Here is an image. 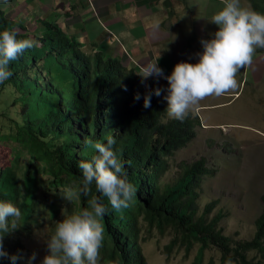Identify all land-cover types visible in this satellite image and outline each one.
I'll return each instance as SVG.
<instances>
[{
    "label": "trees",
    "instance_id": "1",
    "mask_svg": "<svg viewBox=\"0 0 264 264\" xmlns=\"http://www.w3.org/2000/svg\"><path fill=\"white\" fill-rule=\"evenodd\" d=\"M248 1L251 10L264 14V0ZM44 25L43 36L34 39L40 46L25 49L10 61L12 75L0 84V142H9L12 154L10 164L0 167V197L20 209L16 226L21 233L36 226L43 212L51 219L57 217L67 191H79L83 186L78 164L91 162L98 155L95 143L107 145L114 138L111 147L135 189L129 206L114 210L107 197L96 190L95 181L87 195L79 191L78 198L72 199L75 212L87 208L93 196L107 209L99 218L104 239L98 264H147L139 243L142 227L172 235L166 256L174 249H183L187 255L198 245L191 264H203L204 251L211 248L220 252L222 264L229 260L232 264H264V209L255 220L254 236L237 241L218 227L222 213L208 219L216 200L198 212L201 184L214 175L204 158L179 164L178 177L163 184L171 167L168 160L195 140L200 126V119L189 113L183 120L167 118L168 81L159 80L160 96L154 89L145 92L136 69L123 66L119 58L90 56L81 43L55 24ZM16 28L26 32L0 11V32ZM16 39L28 38L16 33ZM257 52L264 56V49ZM62 73L70 76L69 85L59 84ZM8 85L18 94L10 106L4 97ZM137 93L139 100L134 99ZM146 94L151 96L149 108L144 107ZM14 104L20 106V121L9 116ZM6 121L8 132L4 133ZM21 156L26 157L19 164ZM261 201L264 206V196ZM7 219L10 222L12 218ZM12 244H3L4 251L9 257L19 256L22 245L18 243L9 251ZM251 253L253 258H249ZM0 264L12 262L0 257Z\"/></svg>",
    "mask_w": 264,
    "mask_h": 264
},
{
    "label": "rangeland",
    "instance_id": "2",
    "mask_svg": "<svg viewBox=\"0 0 264 264\" xmlns=\"http://www.w3.org/2000/svg\"><path fill=\"white\" fill-rule=\"evenodd\" d=\"M172 2L170 1L169 7L164 4L163 6L168 12L173 11L175 14L168 13V17L162 20L164 23L159 28L160 31L168 33L167 39L172 33L167 43L169 46L167 53L171 60L197 63L199 60L197 54L203 52L201 40L214 38L215 32L218 31V26L211 21L212 16L224 5L219 0H176V2L172 0ZM241 5L249 7L247 0H241ZM91 8L93 9L92 5ZM4 10L6 14L9 13L8 6ZM24 28L26 33L18 28L15 32L28 34L27 38L33 40L43 36V31L39 30L32 35L34 29L31 30L28 26ZM112 38L104 43L96 41V48L86 52L91 53L90 56L98 54L108 58L107 56L117 48ZM35 45L38 47L40 43L36 40ZM161 47L164 48V42ZM163 57L167 59L165 54L159 57L154 52L153 62L157 61L158 67L163 69L166 77L169 69L167 62L166 64L165 61L161 62ZM121 59V63L126 67L134 58L124 53ZM130 68L140 69L134 64ZM56 73L53 72L54 75ZM69 79L70 76L67 77L62 73L58 78L59 84L69 85ZM236 79L238 86L234 91L220 97L209 96L189 111L192 117L197 116L200 119L195 140L175 152L168 160L171 167L163 178V184L172 183L178 177L179 164H190L204 158L207 167L214 171V175L205 178L201 184L202 190L197 200L198 212L200 213L205 205L216 200L217 205L208 219L222 213L223 218L218 227L225 236L234 241L250 240L254 236L255 220L264 209L261 201V197L264 196V56L256 50L252 64L241 68ZM5 89L4 97L10 101L7 102L10 106L11 101L18 94L10 85ZM1 109L3 106H0ZM19 110L20 106L14 104L10 108L9 116L20 121ZM167 118L172 117L167 115ZM3 124L5 125L3 131L6 133L8 122ZM25 157L21 156L18 160L19 164L24 162ZM11 161L10 143L0 142V167L8 166ZM72 202L73 200L69 201L64 195L62 207L69 213L75 212ZM63 218L61 210L55 219H51L46 212L38 217L36 226H31L29 235L20 243L24 249L22 253H25L18 264H29V257L33 253L35 259L31 264H42L44 256L48 254L47 239L54 234L57 223ZM171 238L169 232L160 235L156 231L148 232L142 227L139 243L147 264L193 262L198 245L194 246L187 255L183 249H174L169 256H166L165 247ZM254 256L255 254L251 253L249 258ZM210 261L213 264H222L221 254L214 248L204 251L203 264H208Z\"/></svg>",
    "mask_w": 264,
    "mask_h": 264
},
{
    "label": "clouds",
    "instance_id": "3",
    "mask_svg": "<svg viewBox=\"0 0 264 264\" xmlns=\"http://www.w3.org/2000/svg\"><path fill=\"white\" fill-rule=\"evenodd\" d=\"M219 1H222L224 6L211 19L218 26V31L215 32L214 38L201 40L203 52L197 54V63H177L172 73L166 77L163 69L158 67L157 61L136 69L142 77V82L148 77H163L168 81V94L165 97L168 102V115L177 120H183L201 100L209 96L220 97L234 91L238 86L237 73L241 68L252 64L257 49H264V14L251 10L248 0L249 7L242 6L241 0ZM2 2L7 4L8 0ZM8 19L24 27L22 22ZM152 23L156 27L159 26V20L156 18H153ZM16 33L10 30L0 32V84L12 75L8 71L9 62L16 60L18 54L36 44L33 39L17 41ZM124 90H127L126 86ZM154 94L160 96L161 89H154ZM134 99L139 100L140 94L137 93ZM150 99V94H146L145 108L150 107ZM115 143L114 138H110L107 145L95 143L93 147L98 155L94 156L91 162L81 161L78 164L83 177V186L79 191L87 195L90 185L95 181L96 190L107 197L114 210H120L129 206L135 189L126 179L123 166L111 147ZM79 191L70 189L65 198L72 201L74 197L78 198ZM106 211L97 196L89 199L88 207L78 212L69 213L67 209L62 208L61 214L64 218L57 223L54 234L47 239L48 254L44 256L42 264H98L104 239L103 225L99 218ZM8 217L12 218L10 222ZM20 217V209L0 197V257H8L12 264L22 259L24 249L22 248L19 256L9 257L3 249V244L13 243L8 249L14 251L18 243L29 235L31 229L29 227L28 232L21 233L16 226ZM34 259L33 253L29 257V264ZM227 264H232L231 260Z\"/></svg>",
    "mask_w": 264,
    "mask_h": 264
},
{
    "label": "crops",
    "instance_id": "4",
    "mask_svg": "<svg viewBox=\"0 0 264 264\" xmlns=\"http://www.w3.org/2000/svg\"><path fill=\"white\" fill-rule=\"evenodd\" d=\"M170 1L173 3L172 0H11L4 4L0 0V11L5 17L34 29L32 35L43 31L46 28L44 24L53 23L66 35L80 42L85 51L94 50L96 41L104 43L113 37L117 48L107 57L119 58L121 61L123 54L127 53L134 58L127 67L134 63L142 68L153 62L154 52L159 57L165 54L167 59L163 57L161 62H167L168 76L174 66L180 63L173 57L171 60L167 53V43L172 33L167 39L168 33L159 29L168 13L175 14L163 6L169 7ZM7 6L9 13L6 14L4 9ZM153 18L159 20L158 27L153 25ZM163 42L164 48L161 47ZM161 78L144 79L145 92L158 88Z\"/></svg>",
    "mask_w": 264,
    "mask_h": 264
}]
</instances>
